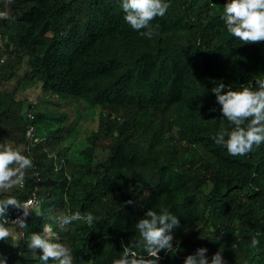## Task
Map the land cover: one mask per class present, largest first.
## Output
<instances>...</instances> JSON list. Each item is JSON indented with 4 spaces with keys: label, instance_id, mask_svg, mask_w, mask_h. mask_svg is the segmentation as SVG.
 <instances>
[{
    "label": "trees",
    "instance_id": "16d2710c",
    "mask_svg": "<svg viewBox=\"0 0 264 264\" xmlns=\"http://www.w3.org/2000/svg\"><path fill=\"white\" fill-rule=\"evenodd\" d=\"M165 2L170 7L151 22L155 35L149 39L125 22L121 0H13L7 5L0 0V10L9 14L0 20V33H8L9 41L2 45L0 70L7 55L16 53L26 57V75L39 80L43 90L91 108L130 112L115 136L107 124L111 143L104 155L69 162L59 148L62 131L30 145L26 126H35L42 116L23 118L20 105L0 92V143L22 147L33 161L23 186L0 193V199L25 201L35 191L43 213L33 212L27 228L18 229L20 245L0 241L7 264L21 259L18 253L28 251L27 237L41 233L45 222L58 233L56 242L70 249L73 264H112L123 254L122 242L146 255L136 223L147 210L162 208L179 220L173 231L178 251H162L159 264H183L194 243L183 234L204 217L215 219L225 233L207 255L222 248L227 264H264V249L247 245L235 251L228 226L238 221L264 236V143L235 157L217 145L213 137L232 125L212 91L220 83L222 93L250 82L255 87V80L264 78V42L243 44L227 32L223 6L229 0ZM180 107L186 108V143L202 151L194 162L165 153L143 157L131 148L136 121L152 122L155 140L164 116ZM78 211L92 213L91 227L74 221L62 229L55 223L57 216ZM18 212L9 208L8 217Z\"/></svg>",
    "mask_w": 264,
    "mask_h": 264
},
{
    "label": "clouds",
    "instance_id": "9594fccd",
    "mask_svg": "<svg viewBox=\"0 0 264 264\" xmlns=\"http://www.w3.org/2000/svg\"><path fill=\"white\" fill-rule=\"evenodd\" d=\"M12 2L13 0H4L6 5ZM121 7L125 13V22L133 30L150 39L155 35L151 22L157 17H163L170 5L165 0H121ZM8 16L7 11H0V19H8ZM223 20L227 32L241 43L264 42V0H229L223 6ZM224 88L225 85L220 83L212 91L222 116L232 127H221L213 139L217 145L223 146L230 156H245L254 146L264 143V78H257L255 87L250 82L241 85L238 90L228 87V90L222 93ZM23 152L22 147L0 143V193L23 186L27 170L33 168L32 159ZM127 203L131 204L132 201ZM40 205L41 201L36 199L35 193L32 199L25 201H20L15 196L0 199V241H16V229L27 228V218L33 212L38 217L43 215ZM9 208L21 212L11 221V225L16 226L15 229L8 226ZM94 219L92 213L81 214L78 211L57 216L55 223L62 229H66L74 221H82L91 227ZM177 227L179 220L167 209L162 208L159 213L152 209L147 210L144 218L136 223L140 237L138 243L142 244L146 255L138 254L133 250L132 244L125 245L122 242L123 254L119 259H114L112 264H159V254L162 251H178V248H173V231ZM42 229L41 233L34 232L27 237L28 252H20L18 255L39 260L40 264H48L49 260L55 264H73L70 249L63 243L56 242L59 235L53 230L52 224L45 222ZM258 236L259 233L251 239L253 249L260 243ZM221 238L216 237L215 240ZM37 250L40 255H37ZM207 252V248L200 247L194 254L188 255L183 264H227L222 255V248L212 255L210 262ZM0 264H7L5 257L0 256Z\"/></svg>",
    "mask_w": 264,
    "mask_h": 264
},
{
    "label": "rangeland",
    "instance_id": "374dc122",
    "mask_svg": "<svg viewBox=\"0 0 264 264\" xmlns=\"http://www.w3.org/2000/svg\"><path fill=\"white\" fill-rule=\"evenodd\" d=\"M8 33L5 34L6 43H8ZM2 45L0 54H2ZM26 57L16 53L8 54L7 61L0 70V92L10 94L12 99L20 105V112L23 118L27 114L41 115L35 123V137L40 140L54 130L62 131L60 141V151L63 157L69 162L81 163L86 155L91 158L101 157L108 150L111 143L108 130V123L113 128V136L116 135V129L128 119L130 112L123 110L88 107L86 104L76 98L62 95H53L41 88V83L36 78L26 75ZM186 108H173L164 116L159 129V136L153 140L152 122L141 120L136 121L135 127L131 131L129 144L132 149L139 151L143 157H152L153 153L159 156L165 153L169 156H181L180 161L194 162L202 151L186 143ZM204 118V115H201ZM64 118L57 120V118ZM13 147L12 142H9ZM27 175V173H26ZM206 216V215H205ZM209 218V217H207ZM189 228L184 234L194 238L191 244V253L194 254L200 247L209 250L216 248L222 238L225 237L223 230H219L218 222L206 220ZM230 232L235 238L236 252L247 245L251 247V239L257 232L242 223L235 221L228 223ZM15 229V228H14ZM17 240L15 244L20 245V230L16 229ZM216 237H222L215 240ZM195 238H198L195 239ZM260 241L255 251L264 249V236L259 234ZM27 253L26 249L24 251ZM20 256V255H19ZM209 262L211 257L207 255ZM21 259L16 264H39L38 261L20 256Z\"/></svg>",
    "mask_w": 264,
    "mask_h": 264
},
{
    "label": "built area",
    "instance_id": "2783aa9c",
    "mask_svg": "<svg viewBox=\"0 0 264 264\" xmlns=\"http://www.w3.org/2000/svg\"><path fill=\"white\" fill-rule=\"evenodd\" d=\"M0 11H1V10H0ZM0 20H1V19H0ZM5 41H6L5 36H4L3 34L0 33V46L3 45ZM3 63H4V58L1 57V58H0V67L2 66ZM28 117L31 118V114H28ZM25 136H26V138H27V140H28V143H29L30 145H33L34 143H36V142L38 141V139L35 137V128H34V126H33L32 124H28V125L26 126ZM34 193H35V191L31 192L30 196H29L26 200H28V199H32ZM35 197H36V194H35ZM36 199H37V197H36ZM20 214H21V212L19 211L18 214H16L15 216H13V217H8V219H9V223H10V225H9L10 227L16 228L15 225H11V221L14 220V219H15L18 215H20ZM28 218H29V217H28ZM28 218H27V220H28ZM26 223H27V221H26ZM17 229H18V228H17Z\"/></svg>",
    "mask_w": 264,
    "mask_h": 264
}]
</instances>
